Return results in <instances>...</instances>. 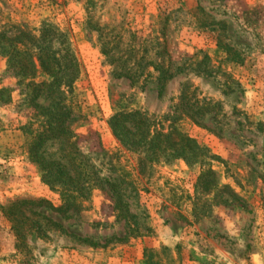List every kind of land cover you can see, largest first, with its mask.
<instances>
[{
	"label": "rangeland",
	"instance_id": "rangeland-1",
	"mask_svg": "<svg viewBox=\"0 0 264 264\" xmlns=\"http://www.w3.org/2000/svg\"><path fill=\"white\" fill-rule=\"evenodd\" d=\"M218 22L226 24V52L217 46L220 28L211 25ZM43 24L66 37L79 63L66 90L78 117L76 145L102 176L112 166L114 176L131 183L125 202L134 219L117 218L108 194L94 190L72 217L23 207L16 234L8 205L46 201L58 208L61 197L28 157L24 127L35 121L32 109L0 55V264H264V0H0V31L7 35L14 25L38 34ZM162 59L182 71L159 97L148 64ZM120 69L143 74L131 84L115 77ZM182 86L186 100L176 125L213 156L206 161L229 188L222 195H236L216 206L208 202L213 194H201L196 214L201 167L179 160L141 163V170L109 125L122 111L162 121L180 104Z\"/></svg>",
	"mask_w": 264,
	"mask_h": 264
},
{
	"label": "trees",
	"instance_id": "trees-1",
	"mask_svg": "<svg viewBox=\"0 0 264 264\" xmlns=\"http://www.w3.org/2000/svg\"><path fill=\"white\" fill-rule=\"evenodd\" d=\"M211 25L220 28L217 30L216 38L219 50L229 51L223 42L225 37L223 29L226 28V24L218 22ZM9 29L10 35H7V30L0 31V55L7 59L8 68L13 73L17 85L24 88L25 101L32 109L35 121L24 127L25 132L31 137L27 143L28 157L37 166L41 182L61 197V205L58 208H54L46 201L22 200L8 205L5 210L16 234L20 235L18 228L23 225L18 222V216L23 217V207L28 206L30 209L45 207L66 217H72L82 210V204L94 190L105 191L108 194L114 204V211L118 213L117 218L125 221L134 219V216L129 214L128 204L125 202V198L130 196H126V191L133 189L131 183L121 176H114L112 166L109 175L102 176L99 165L94 164L93 159L82 153L76 145L72 124L78 117L74 116L73 109L66 101V90H70V86L78 78L80 67L66 37L50 24H43L37 31L38 34L24 25H14ZM55 42L61 46L55 48L53 46ZM102 53L110 59L105 49ZM148 65L153 73H156L159 97L164 91L165 84L176 73L182 71L181 66L173 70L170 62L165 65L164 59L150 62ZM113 73L116 78L128 79L131 84L143 74L136 69L114 70ZM152 74L148 72L147 76ZM39 76L47 77L49 80L37 82ZM186 89L185 86L181 87L180 104L172 113L164 116L162 121H157L156 118L141 111H122L110 119L109 125L121 147L138 157L141 170L146 164L171 163L179 160L188 165L194 163L201 167L195 188L197 197L193 206V212L196 214V203L200 200L198 196L201 194L209 197L213 194L208 202L216 206L230 205L235 201L236 195L234 192H230L227 198L222 195V192L229 188L221 185L211 163L206 161L213 156L176 125L181 118ZM48 99L49 102L45 105ZM193 114L194 112L190 117ZM163 121L169 123L167 128H164ZM55 142L59 146L57 154L48 152ZM100 153L108 158L103 151ZM33 215L41 216L36 211ZM41 217L47 220L45 216ZM22 220L29 221L26 218ZM29 223L30 228L40 227L36 222ZM51 224L58 227L53 222Z\"/></svg>",
	"mask_w": 264,
	"mask_h": 264
}]
</instances>
